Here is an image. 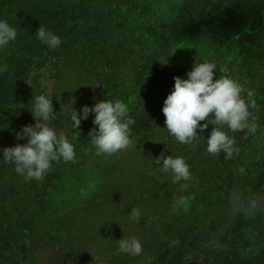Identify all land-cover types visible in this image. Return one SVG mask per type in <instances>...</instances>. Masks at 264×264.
I'll use <instances>...</instances> for the list:
<instances>
[{"label":"trees","instance_id":"1","mask_svg":"<svg viewBox=\"0 0 264 264\" xmlns=\"http://www.w3.org/2000/svg\"><path fill=\"white\" fill-rule=\"evenodd\" d=\"M195 1L201 7L189 0L183 5L179 14L169 13L161 16L159 0L131 4V7L125 11L129 18L122 24L127 30L118 39L110 40L109 37L113 38V35L109 34L104 24L99 27V19L94 15L100 0H0V19L7 20L17 30L16 40L0 49V64L7 65V70L0 72V140L2 136L6 138L3 142H7L10 138L9 125L15 124L19 128L24 122L18 112L22 89L32 67L41 66L48 56L56 51L36 39L35 31L40 25L51 30L61 39L58 48L62 49V60L58 74L62 75L63 69L66 72L69 69L68 63L73 60L80 63L81 71L86 70L95 76L100 92L112 90L116 82L119 87L123 86L127 78L125 71L120 69L124 66L123 58L126 57L130 59L132 69H135L136 75L132 83L136 82V90H142L141 85H144L142 86L144 89L145 86L150 88L154 83L155 85L158 83L157 75L147 82V79L143 82L144 77L156 71L160 65L174 64V54L171 52L172 40L177 38L185 40V29L195 26L202 18L210 19L208 22L215 20L211 15L213 9L211 4L204 5L198 0ZM167 2L168 0L165 1L166 4ZM171 6L168 11L176 10L174 5ZM189 6L203 10H195L191 21L187 23L185 20L189 19V15L185 12ZM216 7L220 14L218 20L224 23L229 13L236 10L231 2L221 1ZM123 13L124 11H119L116 19L123 20L125 18ZM105 14H107L106 19L111 18L110 11ZM250 15V18L244 19L238 13L234 23L228 25L221 36H224L226 41L224 49L232 52L233 60L228 64L237 65L245 78V89L254 90L252 99L255 100L257 107L251 109V118H254L257 126L255 134L246 140L242 133L230 132L225 126L223 130L234 137V147L239 149L238 154L228 159L223 153L212 155L205 150L203 137L209 135L213 125L209 124L203 132L198 129V134L201 136L199 141L187 145L190 153L189 161L186 162L190 166L189 180L196 187L185 197L186 213L180 214L176 209L173 210L175 220L161 226V233L155 235L147 244L148 249L144 246L143 254L124 257L120 252L121 258L118 256L117 263L139 261V258L143 259L147 256L153 259L152 264H264V76H256L258 74L254 73L258 70L264 75V0H259ZM138 19L143 21V24H137ZM80 20L84 22L81 27ZM254 34L259 35L258 38L248 42L247 39L252 38ZM145 35L153 36L156 42L144 39ZM111 57L114 59L109 64L107 62ZM132 57L136 62L131 59ZM100 68H103V77L99 73ZM159 92L151 93L152 103L158 99ZM165 98L166 94L158 104L150 106L156 111V117L159 115L162 123L165 117L161 108ZM200 123L203 124L205 121ZM83 127L81 121L79 131ZM87 131L88 128L84 130L85 134L80 133L77 139L71 138L76 152L74 162H53L49 173L57 174L63 167L76 169L74 164L77 165L78 161L89 157V153L93 152V145L89 137L85 138ZM158 131L161 134L167 132L161 128ZM259 139H263V142L261 146L256 147L255 140ZM161 146L165 150V156L176 157L178 155L175 153L182 151L175 140L168 147L163 144ZM4 167L6 165L0 163V169ZM110 167L113 168V165ZM241 168L243 172H240ZM80 180L78 177L77 184ZM13 188H9L8 192L9 197L14 198L11 210L3 209V200L0 197V247L3 256L0 261H4L2 264H17L15 254L8 252L10 249H17L18 253L25 257L27 255L32 260L34 252L39 250L38 247L57 240L63 231L69 233L76 230L73 225L65 227L59 221H49V218L37 219V216H43L48 212L50 205V202H46L43 206L33 207V198L37 196L34 194L38 189H32L34 194L23 191L14 197ZM229 191L239 199L233 200L232 221L223 228L224 214L220 194ZM251 201H257L258 207L250 215L246 208ZM45 221L48 223L43 224V230L38 232L40 224ZM38 233L43 234L36 240ZM43 238L47 239L43 242ZM173 239L178 242V247L174 252L168 253L169 240ZM73 241L72 239L69 244H64L65 246L62 243L52 255L49 264H86L82 260V254L76 251L77 248L73 249L70 246ZM91 241V236L77 238V242L84 247ZM52 246L57 247L58 241L53 242ZM65 247L67 250H64Z\"/></svg>","mask_w":264,"mask_h":264},{"label":"rangeland","instance_id":"2","mask_svg":"<svg viewBox=\"0 0 264 264\" xmlns=\"http://www.w3.org/2000/svg\"><path fill=\"white\" fill-rule=\"evenodd\" d=\"M143 1L150 2L152 0H100L94 11V15L99 19V27L104 24L109 34L113 35V38L109 37V39H118L127 30L122 25L124 20L129 18L125 12L126 9L131 7V4H136V2L139 4ZM159 1L161 3L160 16L169 13L177 15L180 11L182 12L183 5L189 2V0H168L166 4L165 1L167 0ZM198 1L204 5L211 4L213 6L211 15L215 20L208 22L210 19L202 18L196 22L195 26L185 29V40L180 38L172 40L171 52L174 54L175 62L174 64L160 65L156 71L143 78V82L146 79L147 82L157 75L156 81L158 83L156 85L154 83L150 88L145 86L143 89L144 85H141L142 90H136V82L132 83V79L136 75L134 74L135 69H132L129 63L130 59H126V57L123 58L125 59L124 66L120 68L125 71L127 76L123 86L119 87L118 82H116L115 89L101 92L98 90L95 76L90 72H86V70L85 72L81 71L79 62L71 60L68 63L69 69L66 72L63 69L62 75L58 74L62 60L61 48L55 49V53L48 56L41 66L34 65L32 67L27 82L22 89L18 112L20 119L24 121L21 126L35 123L29 108L33 96L41 93L52 96L53 110L57 115V119L53 121L52 126L57 131L65 132L70 139L73 131L69 125L71 119L70 117L66 119V115L61 113V106H67L70 100L74 101L72 106L79 111L82 105L91 106L97 101L120 99L129 107V115L135 120V123L131 127L130 133L132 144L127 149L112 155H98L93 146V152L89 153V157L78 161L77 165L74 164L76 169L63 167L58 170L57 174L48 172L39 181H26L15 173L13 165L1 163L6 165L4 169H0V197L3 200L4 210L13 208L14 198L9 197V188L14 187V197H17L20 194L19 192L23 191L34 194L32 189H38L34 194H37V196L33 198V207L43 206L46 202H50V205L48 212L44 213L43 216H37V219L46 220L49 218V221H59L65 227L72 225L76 227V230L69 233L66 231L60 233V238L53 241L54 243L58 241L57 247L52 246L53 242L38 247L39 250L34 252L32 260L27 255L25 257V255L18 253L17 249H10L8 252L12 255L15 254L17 264H49L52 255L55 254L62 243L67 245L72 239L74 241L70 246L73 249L77 248L76 251L82 254V260L86 264H119L116 262L118 256H120L116 240L122 237L137 238L141 242V254H143L144 248L148 249L147 244L151 242L155 235L161 233V226L175 220L173 210L176 209L180 214L186 213L187 202H184L185 197L195 189L196 185L190 180L174 182L170 173L161 171L159 165L153 164V160L157 156L162 152L165 153L161 145L168 147L169 144L172 145L175 139L169 136L167 132L161 134L158 131L159 128H164L165 125L160 121L159 115L156 117V111L150 106L155 103L158 104L164 94L167 96L172 91L173 85L169 82L174 83L173 77L186 78V72L191 70L193 63L202 59H207L216 64L217 70L214 79L219 76H228L244 86L245 78L241 70L237 65L228 64L230 60H233L232 52H227L224 49L226 41L221 33L226 30L228 25L234 23L235 16L238 13L244 19L250 18L253 7L259 3V0ZM221 1L231 2L236 7L235 11L229 13L225 23L218 20L220 14L216 6ZM190 2L197 3L195 0H190ZM171 5H174L176 10L168 11L169 7H172ZM225 6L228 5L225 4ZM198 7H201L200 4ZM195 10L201 11L203 8L189 6L185 12L189 15V19L185 22L189 23L191 21V16L193 17ZM108 11L111 13L109 14L110 19H106L107 14L105 13ZM119 11H124L125 18L123 20L116 19V14ZM83 24L84 22L80 20V27ZM137 24H143V21L138 19ZM258 36L254 34L247 41L256 40ZM143 38L150 39L153 43L156 42L151 35H145ZM113 59V57L109 58L107 63L111 64ZM131 59L135 61L134 57ZM163 64H165L164 61ZM56 66H58L57 69ZM102 72L103 68H100L101 77H103ZM254 73L258 74L256 76H264L263 72L258 70ZM155 91L160 92L157 95L158 99L152 103L150 96ZM65 112H67V109ZM156 121L159 123H156ZM82 123L84 127L80 130V133L85 134L84 130L88 128L85 135V138H88L89 130L95 127L92 124V115H89L88 119L82 120ZM9 128L11 130L10 138L7 142H3L6 138L2 136L0 149L15 146L17 143H26V139L17 140L15 138V132L19 131L21 127L18 128L17 125L13 124L9 125ZM240 133L243 134V138L246 140L255 134L248 133L246 130ZM262 142L263 139L255 140V146H261ZM178 144L181 146L182 151L175 153V155L183 157L186 162L189 161L188 146ZM110 165H113V168ZM78 177L81 179L79 184H77ZM233 197L231 191L220 194L224 214L223 228L230 225L232 221ZM133 208L140 210V218L136 222L130 219V211ZM47 223L46 221L41 223L38 232L42 231ZM42 234L38 233L39 236L36 237V240L40 239L39 237H42ZM84 236H91L92 238L91 243L86 247L77 242L78 237L82 238ZM45 239L47 238H43V242ZM169 241L167 250L168 253H172L178 247V242L175 239ZM66 247L64 250H67ZM123 254L124 257L139 256ZM2 258L0 247V260ZM152 261V258L146 256L143 259L139 258V261L135 260L124 264H152ZM3 262L0 261V264Z\"/></svg>","mask_w":264,"mask_h":264},{"label":"clouds","instance_id":"3","mask_svg":"<svg viewBox=\"0 0 264 264\" xmlns=\"http://www.w3.org/2000/svg\"><path fill=\"white\" fill-rule=\"evenodd\" d=\"M36 39L49 49L61 45L58 35L40 25L35 31ZM17 38V30L7 20L0 19V49L5 48ZM7 70V65L0 64V72ZM216 64L207 59L194 62L191 70L186 72V78L173 77L172 91L163 101L161 112L165 117L164 129L176 142L191 145L198 142V134L213 125L209 135L203 137L206 152L212 155L224 154L232 158L239 149L234 147L235 139L224 131L226 126L230 132L255 133L256 123L251 109L257 107L252 90H246L237 80L228 76H216ZM29 108L35 123L23 125L15 132L17 140L26 139V143H17L12 147L0 149V163L11 164L14 171L24 180H42L50 171L53 162H74L75 145L72 139L80 136L79 126L82 120L92 115L95 126L88 132L91 144L98 155H112L127 149L131 144V127L135 120L129 115V107L120 99L97 101L93 105H82L79 111L70 100L67 106H61L62 115L70 117L72 139L63 131L53 127L57 119L54 113L52 96L38 94L33 96ZM67 109V112L65 110ZM201 121L205 123L201 124ZM161 171L170 173L174 182L187 181L191 177L190 166L183 157L165 156L163 152L153 160ZM243 172V168L240 169ZM239 199L238 196L233 197ZM258 207L257 201L249 202L246 211L253 214ZM140 218V210L133 208L130 219L134 222ZM119 252L129 255L142 253L141 242L135 238H120L116 240Z\"/></svg>","mask_w":264,"mask_h":264}]
</instances>
